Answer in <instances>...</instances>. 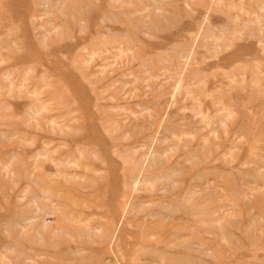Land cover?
<instances>
[{
  "label": "rangeland",
  "instance_id": "1",
  "mask_svg": "<svg viewBox=\"0 0 264 264\" xmlns=\"http://www.w3.org/2000/svg\"><path fill=\"white\" fill-rule=\"evenodd\" d=\"M0 264H264V0H0Z\"/></svg>",
  "mask_w": 264,
  "mask_h": 264
}]
</instances>
